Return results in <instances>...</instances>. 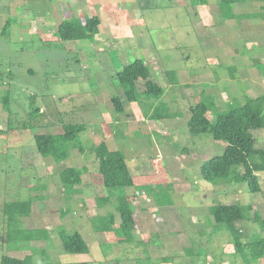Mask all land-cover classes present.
Wrapping results in <instances>:
<instances>
[{"label": "rangeland", "instance_id": "374dc122", "mask_svg": "<svg viewBox=\"0 0 264 264\" xmlns=\"http://www.w3.org/2000/svg\"><path fill=\"white\" fill-rule=\"evenodd\" d=\"M164 2L167 0H158L160 6L149 10L160 19L145 24L153 56L143 50L134 55L127 50V58L115 63L125 47L112 46L111 42L131 40L125 27L124 32L112 40H101L95 48H90L87 40L61 42L57 34L61 19L101 16L107 11L101 12L102 1L0 0V264L4 256L45 264L43 250L47 251L48 264H245L235 252L230 233L215 224L208 209L214 204L251 205L249 216L259 211L264 217V193L252 194L246 183L212 185L203 181L201 164L222 155L226 143L216 141L211 134L193 136L187 125L190 108L202 99L211 98L217 111H223L228 104L241 102L239 93L230 87L233 96L222 97V88L206 87L208 82L198 81L202 77L194 78L198 70L227 66L226 62L213 59L200 47L197 37L203 27L193 23L197 21L184 19L179 15L183 9L177 7L169 12ZM249 5L256 9L254 13L259 12L249 15L252 21L247 22L246 54L260 49V40L264 42V0H252ZM129 9L123 4V15L118 17L126 20ZM209 11L218 25L214 12ZM109 15L107 20L116 14ZM7 22H11L8 36H3ZM109 24L114 26L111 20ZM81 50L87 54L79 55ZM143 53L153 79L166 90L162 101L172 114L169 119H152L148 101L128 103L119 87L117 72L142 58ZM255 65L264 67V60ZM205 71L208 80L217 77L219 81L224 75V69ZM175 78L177 84L173 83ZM138 87L144 91L142 81ZM263 91L257 88V92ZM113 96H122L123 114L114 110ZM6 97L8 105L4 104ZM210 118H215L213 112ZM65 123L85 125L79 135L85 153L73 143L64 161L39 155L34 135L61 134ZM263 134L264 129L253 131L258 139ZM103 142L111 151L125 154L133 187L103 185L94 154ZM68 168L86 170L80 185L66 187L62 183L61 173ZM259 176L264 187V172ZM134 194V243L121 245L124 236L116 208L120 197ZM164 194L171 196L173 205H158L156 196ZM29 200L33 202L30 215L10 224L4 206ZM109 214L115 216L113 230L96 234L95 221ZM238 228L245 243L264 238V230L250 220ZM36 229L47 231L50 239H20L24 230ZM61 231L67 235L80 232L89 253H67ZM253 264H264V259Z\"/></svg>", "mask_w": 264, "mask_h": 264}, {"label": "trees", "instance_id": "16d2710c", "mask_svg": "<svg viewBox=\"0 0 264 264\" xmlns=\"http://www.w3.org/2000/svg\"><path fill=\"white\" fill-rule=\"evenodd\" d=\"M252 0H221L219 8L225 20L234 19L232 5ZM193 6H204L207 0H191ZM11 22L4 26L2 35L8 36ZM101 20L97 15L84 16L63 20L58 28L61 42L87 40L93 43L100 33ZM175 75V74H174ZM117 80L123 96L128 103L139 104L148 101L149 109L153 110L150 117L154 120H164L172 117L167 104L162 101L165 88L155 81L151 75L150 67L143 59H136L117 72ZM142 81L144 91L140 92L138 82ZM174 84L178 83L175 78ZM154 100V102H152ZM9 98H5L8 105ZM160 102V103H158ZM111 104L119 114L125 112L123 99L113 96ZM191 118L188 121L189 133L193 136L211 134L216 141L226 143L224 153L220 156L204 161L200 166L201 179L209 184L220 183L233 185L246 183L252 194L260 195L264 192L259 173L264 172V145L258 144L253 131L264 129V96L256 99L246 97L244 103L235 101L227 105L223 111H217L215 102L211 98H205L190 108ZM213 112L215 118H210ZM147 113V112H146ZM86 129L84 124L69 123L63 125L61 134L34 135L36 149L42 157H51L56 162H61L69 157V146L75 144L80 153H85V147L79 139L80 133ZM97 160L98 172L102 177L106 188H131L134 186L132 173L127 164L126 156L121 151H111L103 142L94 149ZM86 173L84 168H68L61 173V181L66 187L77 186L82 183V177ZM136 195H127L119 198L116 208L121 222L119 228L124 236L120 242L134 243L133 232L136 229V220L132 210V204ZM108 201V199H106ZM156 201L160 206H171L173 200L170 195H157ZM32 200L9 202L4 206V211L9 215L10 224L17 218L27 217L31 213ZM253 206L246 208L240 204H214L209 207L208 214L214 219L217 226L230 233L233 239L235 252L245 264L264 259V238L258 241L243 242L242 231L238 224L247 220L257 223L264 230V217L259 211L253 216L248 213ZM96 234L105 235L113 230L115 216L109 214L106 218L95 221ZM22 241H48L49 234L45 230H24L21 232ZM63 248L70 254H88L90 249L83 235L75 232L67 235L60 232ZM45 264L49 263L47 251H42ZM1 264H31V259L20 260L4 256Z\"/></svg>", "mask_w": 264, "mask_h": 264}, {"label": "crops", "instance_id": "0c3cea01", "mask_svg": "<svg viewBox=\"0 0 264 264\" xmlns=\"http://www.w3.org/2000/svg\"><path fill=\"white\" fill-rule=\"evenodd\" d=\"M92 1H98V0H92ZM99 1H102V3H99L101 12L102 9H107V11L105 10V12L102 13L101 16L98 15V17L101 20L100 33L96 37V40L90 44V48H95V46L101 40H106V39L112 40L113 37L115 35H118L119 32H124V27H125L126 33L129 32V34L131 35L128 38L132 40V43L131 40L128 41L126 38H119L118 39L119 43L111 42L112 46L120 47L119 45H121V47H125V49L121 50L120 56L119 57L117 56V61H115V63H117L119 60H124L127 58V55H129L126 52L127 50H130L131 53L133 52V55L135 54V52L140 53V50H143L145 51L144 53L146 54L148 53L149 56L150 55L153 56L154 52L152 53L151 51H154V48L153 46L148 47L147 41H149L150 35L148 34L149 32L148 27L145 24L151 23V20L160 19V16L157 17L154 16L155 14H149L150 9L157 8L160 6L158 0H99ZM220 1L221 0H212V1L207 0V4L204 6H193L191 1L189 2V0H167V2L163 3V7L164 9H168L169 12L171 10L173 11V9L176 7L179 10L183 9V14H181L180 11L179 15H183L184 19L185 16L188 17V21L190 22L197 21L193 23L199 24L203 27L199 32V37H197L198 44L200 45V47L201 46L204 47L206 50V54L209 53L213 59H222L226 62L225 65L227 66H214L212 69L202 68L200 72L198 70L197 72L194 73L195 74L194 78L202 77L203 79H200L198 81L208 82V84L205 85L206 87L212 86L217 89L222 88L220 94L223 95L222 97L233 96L232 94H230V90L228 89L230 87L231 88L234 87L232 90L235 89L234 92L239 93L237 95L238 98L241 100V102H244V100L242 99L243 96H247L250 99H256L258 97H262L264 96V91L262 93L257 92V88L264 89V81H263L264 67L256 66L255 63L258 60L259 61L264 60V42L260 40L262 44H260L261 45L260 49L259 48L257 49L258 51L255 50L252 53H249L248 51V54H246V37H247L246 29L249 28L247 26L248 25L247 22L250 23V21H252L249 15L250 16L256 15V13H258L259 11L254 13L256 9L251 8L253 6V3L252 6L250 7L249 5L250 2L234 4L232 5L233 14L235 15L234 19L225 20L222 17L219 8ZM211 2H215L214 7L211 5ZM123 4L124 7H128V8L130 7V9L127 11L126 20L123 19V16L118 17V15H123V12L120 10V7ZM117 7L119 10H117ZM199 8H202L200 9L201 10L200 12H199ZM209 9L214 12L215 15L214 18L218 19V23H219L218 25L215 24ZM144 10L145 13L143 14ZM110 13H114L116 15H114L115 16L114 18L107 20L108 16L110 17L109 15ZM175 13L177 12L175 11ZM93 15L94 14L85 15V16H93ZM152 16L154 17L152 18ZM80 18L82 17H79V19ZM63 20L61 19L60 23ZM110 20L112 23H114L115 28L114 26L109 24ZM107 21H108V25H106ZM244 22H246V24ZM144 39L145 42L142 43L141 41H144ZM251 45L252 44H250L249 46ZM79 53H80L79 55L87 54V52L86 51L84 52V50L83 51L81 50V52ZM136 59H143L144 61H146V63H149L145 54L142 58L138 57ZM128 63L130 64L131 62ZM220 69H224L223 72L224 75H221V79L219 81H217V77L215 78V80L214 77L208 80V77H206L205 75L206 74L205 70L218 71ZM185 73L190 74L187 71ZM180 74H182V72H180ZM256 139L258 141V144L260 142L264 145V134L261 139L258 138Z\"/></svg>", "mask_w": 264, "mask_h": 264}]
</instances>
